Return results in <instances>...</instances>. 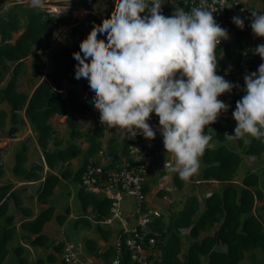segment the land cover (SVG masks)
Returning <instances> with one entry per match:
<instances>
[{"label": "trees", "instance_id": "1", "mask_svg": "<svg viewBox=\"0 0 264 264\" xmlns=\"http://www.w3.org/2000/svg\"><path fill=\"white\" fill-rule=\"evenodd\" d=\"M99 0H77L69 1L68 6L90 10L91 6ZM169 1V0H165ZM117 3L119 0L116 1ZM263 8L257 12L264 11V0H261ZM115 9L106 10V18L111 23L115 15ZM221 21H217L222 26ZM71 25V13L66 11L59 17L49 15L41 8L24 7L17 4L11 7L0 17V83L9 75L7 81L0 86V131L4 130L7 121L8 136L12 137L17 132L16 125L23 124L24 121L20 112L32 127L36 135V143L40 148L44 161L50 169H57L63 164H68L79 155L83 156L81 166L73 171L70 168L59 170V176L47 174L43 183L36 191V201L44 208L33 218V212L23 207L20 197V190H12V184L0 185V264H2L8 254L7 244L13 240L17 232L14 226L15 217L9 213V202L12 201L14 208L18 209L24 216L19 224V238L31 248H51L55 254L48 253L45 260L37 258L36 264H65L59 257L64 242L53 244L51 239L43 234L44 226L53 218L54 208L46 206L48 199L53 195L55 188L61 179L72 181L77 184L80 176L89 161L100 162L99 152L103 151V158L112 163L118 162L126 156V149L130 139L121 137L120 140L111 139L107 146H102V124L94 122L91 131L82 133L79 129L78 116L89 111L99 112L91 109L94 98L88 87L82 85L85 97L80 100L77 89L71 88L62 93V82L67 81L73 86L75 83V59L72 53H79L92 35L93 29H99L100 23L96 19L90 20L79 26H73L64 34L65 45L57 48L50 55L52 71L47 73L33 90L31 95L18 91V80L20 71L24 67L25 60L33 54V47L39 45L53 34L56 27H68ZM83 28H86L84 31ZM23 29V30H22ZM22 32L14 39L13 35ZM247 36L240 31L234 34V40L217 47L218 69L220 75H224L229 81L235 83V71L242 56ZM47 45V42L45 43ZM33 70L41 72L42 56L39 53L33 55ZM235 58L234 67L227 69L224 59ZM254 60V59H253ZM256 60V61H255ZM252 62L251 67L255 70L261 63L258 56ZM242 84L235 88L233 93L230 113L235 108V103L243 95ZM223 95V94H222ZM219 97V99L222 97ZM8 107L1 108L2 105ZM65 124L70 130L71 139L86 137L88 146L82 150L79 145L70 143L64 148L62 141L57 138L56 130L51 124L52 117H64ZM209 127L214 129L212 140L205 149L201 162L204 169L199 181L218 182L222 184L220 192L213 191L204 196L203 202L199 201L194 194H189L184 200L181 209L174 210V205L169 204L166 215L159 211L158 216H153L150 227L153 231L151 236L156 239L154 250L157 255L150 253L149 258L154 264H242L246 256H255L256 251L264 253V214L257 211V204L264 198L263 191L259 188L260 180L255 172H246L241 183H233L234 175L241 163V156L227 148L225 145L212 146L213 140L224 142L225 132L230 130V119L219 116L215 123ZM206 130V129H205ZM238 146L247 157H258L264 152V142L251 139L245 144L242 140H237ZM50 146H53L51 149ZM2 149H0V152ZM26 149L21 148L16 154L13 173L28 182L41 179L42 165L26 168ZM67 166V165H66ZM264 180V170H263ZM3 175L0 166V177ZM194 176L189 180L193 181ZM172 184L177 190H182L187 181L181 180L175 173L172 175ZM218 184V185H219ZM143 190L148 193L149 185H145ZM165 190H159L158 194L163 196ZM77 200L82 208L83 214L75 219V227L79 225L87 229L93 228L96 238L84 240V247L89 254L94 255L101 261V264H112L118 257L120 264H127L129 252L127 248L122 249L121 254L116 253L115 248L109 244L102 247L99 241L109 242L114 231L107 226H100L96 222L104 221L109 217V201L99 195L88 193L83 188L78 187ZM173 205V206H172ZM260 209V210H259ZM258 210H264L262 205ZM91 213V217L87 212ZM70 215V209L66 208L64 214L56 215V221L63 225ZM181 230H188L187 235H182ZM212 233L202 236L204 232ZM187 236L189 245L183 260L179 258L181 254L182 238ZM223 248V249H222ZM27 248L18 243L14 247L13 254L18 258V263L26 264L25 257L22 256ZM153 249V247H152ZM101 251V253H98ZM255 261L254 259H252ZM259 264V263H255ZM261 264V263H260Z\"/></svg>", "mask_w": 264, "mask_h": 264}, {"label": "clouds", "instance_id": "2", "mask_svg": "<svg viewBox=\"0 0 264 264\" xmlns=\"http://www.w3.org/2000/svg\"><path fill=\"white\" fill-rule=\"evenodd\" d=\"M30 4L44 8L46 0ZM163 4L119 0L111 23L93 29L79 53H72L75 83L88 87L94 98L89 107L108 129L147 140L158 131L173 158L168 171L189 181L213 138L214 129L207 126L230 107L219 97L238 85L217 72V46L229 39L228 30L214 19L220 7L199 0L189 10L175 7L166 16ZM248 19L252 34L264 40V11H251ZM231 21L243 30L245 18L234 15ZM250 51L261 63L243 76V95L232 111L235 127L232 134L224 133L229 141L264 142V42ZM151 115L158 118V128L148 122Z\"/></svg>", "mask_w": 264, "mask_h": 264}, {"label": "rangeland", "instance_id": "3", "mask_svg": "<svg viewBox=\"0 0 264 264\" xmlns=\"http://www.w3.org/2000/svg\"><path fill=\"white\" fill-rule=\"evenodd\" d=\"M69 1L70 0H46V6L44 8H41L42 10L47 12L49 15H53L56 17H59L62 13L66 11L70 12L71 13V25L65 28L56 27L53 34L46 40L47 45H45L46 42H43L33 47V54H31L25 60L24 67L20 71L19 80H18V90L19 91H24L27 94L30 93V91L33 88L34 82L39 79L40 74L43 72H46L47 70L48 71L50 70V62H49L50 55L53 53L54 50L65 45L64 34L68 31V29H70L73 26H79L83 24V22L88 21V18L83 19L82 16L84 14L81 13V11L67 5ZM72 1H77V0H72ZM116 1L117 0H99L98 4L96 3L97 4L96 9L91 10V12L94 14H97V13L101 14L105 12L106 9L112 6L115 7L118 4ZM17 4H22L24 7H27V6L32 7L30 4V0H0V17L3 16L11 7ZM52 5L56 6L59 11L52 12L50 9V6ZM248 5L256 9V11L262 10L263 8L261 0H249ZM167 6L168 5L166 4H163L161 6V11L164 15H165ZM103 25L104 24H102V26ZM22 30L19 33H16L13 35L14 39L22 32ZM83 30L85 31L86 28H83ZM233 40H234V35L233 36L229 35V39L227 40V42L228 41L232 42ZM35 53H39L43 58L41 62L42 65L40 67L41 69L40 73L33 70V67H32L33 57H34L33 55ZM234 61H235V58L227 62L226 64L227 70L233 69ZM48 66H49V69H48ZM8 78H9V75H7L5 80L2 83H0V86H2L7 81ZM241 84L243 85V78L240 80L239 85ZM241 89L243 90V86H241ZM2 107L8 110V107L5 104L2 105L1 108ZM54 118L55 117H52L50 120H51V123L54 124L53 127L56 128V132L58 134L57 138L63 142L62 147H65L70 143H75L79 145L81 149L87 148L88 143L86 141L85 136L81 138H77V139L75 138L71 139L69 135L70 130L67 128L64 122L65 116L53 120ZM95 121L101 122L99 115L95 113L94 111H89L86 114L82 115L81 119H79V127H80L79 129L81 130L82 133L89 132L91 131V129H93ZM101 124H102V134H103V137H102L103 146L106 147L109 140L118 139V138L121 139V137L123 136L120 133L116 132L115 129H108L107 126H105L102 122ZM9 126L10 124L7 121L5 129L0 131V149H2V151L0 152V163H2L6 171L5 176L0 178V183L11 182L13 185V189L22 190L21 197L23 200V204L31 207L32 209L39 208L35 200V192L39 187V185H37V182L36 183H26L21 178H18V180H16L13 172L11 171V168H13V165H14L13 156L15 152L21 148L23 141H24V144H26L28 148L27 150L28 153L26 152V156L28 155L29 159L27 161V164L24 163L27 169L30 168L31 165H36V164H39L40 162L42 163L41 155L39 151H37V148L33 146V142L31 138L25 137L28 134L27 128L17 125L18 130L22 132L21 133L22 136L20 134L18 135V138L21 137L24 140L21 139V141H18L17 143L15 142L13 143V141L10 140L11 137H9L7 134ZM234 127L235 125L231 127L229 134L233 133ZM32 132H34L33 129H32ZM220 144L225 145L227 148L237 152L241 156V163L238 166V169L234 175L233 183L235 185H239L246 172H255L258 175L259 180H260L259 188L264 193V180H263V174H262L264 170V152L258 157H247L243 154V152L239 148L237 140L229 141L225 139L224 142H219L217 140H214L212 146H218ZM245 144H248V143H245ZM159 145L163 149L161 160L163 162H167L168 164H170L173 159L171 153L165 152L163 148L162 140L159 142ZM51 147L52 146H50V148ZM81 163H82V157L81 158L78 157L77 159L71 160L67 166H64L66 164H63L62 167L70 168L73 171H76L81 166ZM160 167H161V171H160V168H157V167L152 168L151 177L149 180V181L152 180L151 190L146 196V200L148 204L147 207L148 209L152 211L155 209H158L159 211L160 209L162 210L161 214L164 213L166 215L167 213L166 209L168 208L169 202L171 201L172 203L175 202V207H173L174 210H178L182 208L184 200L187 198L189 194L196 195L203 202L204 196H206L208 192H213V191L220 192L221 191L222 184H219V185L216 183L195 184L194 181L196 180L188 181L182 190H177L173 187L172 183L170 182V178L172 177L174 173H170L168 171V168L165 169L162 166ZM162 169L164 170V172H162L163 171ZM203 169H204V164L201 162L200 169L198 173L194 175V179L196 178L198 179L199 177H201ZM52 171L54 172V174L59 175L58 168ZM165 173H166V176L164 175ZM164 176L167 177L166 181H169V182H166L161 179L158 183L157 179H159L160 177H164ZM159 185L171 190L167 192L166 198H164L165 202L161 200L158 195H156L157 194L156 191L158 190ZM77 191H78V184L70 180L61 181L58 184V186L54 190L53 195L48 199L47 204H46V206H52L54 208V216L44 226L43 234L47 235L49 239H51L54 245H56L59 242H70V243L82 245L83 249L86 251L84 244H83L84 240L90 239V238H96L97 235L93 228L87 229L85 227H81L80 225L78 227H75V219L78 216L83 214L82 208L77 200ZM10 203H11L10 211H15L13 210L12 202ZM153 205H155L156 207H154ZM262 205H264V198L261 202L257 204V211L263 215L264 210L259 211L260 210L259 208ZM66 208L70 209V215L68 216L67 220L64 222L63 225H59L55 217L58 214H64V211L66 210ZM120 213H121V218L130 219V223H128L127 227L131 229L133 225L135 224L134 218L133 216H131V214H134L133 199L131 198L124 199V201L121 203ZM86 214L89 215V217H91L90 216L91 213L89 211ZM1 224H2V221L0 220V231H1ZM114 227L116 230L122 229V226L119 222H115ZM180 233L182 235H187L188 230H181ZM209 233H212V230L209 231L208 233L204 232L202 236L209 234ZM188 245H189V239H187V236H185L182 238V243H181V254L179 256L181 260H183L184 256L186 255ZM14 246H15V241L7 244L8 255L2 264H20L18 263V258L13 254ZM48 253L55 254V251L51 248H30V249L27 248L22 254V256L25 257V260L27 262L26 264H36L35 260L37 258L40 257L45 260ZM57 257H59V255H57ZM252 259H254L255 261H253ZM205 263H206V259H203V264ZM255 263L264 264V253L260 251H256L255 256H253L252 258L249 256H246L245 259L242 261V264H255ZM45 264H48V263L46 262ZM55 264H58V263H55Z\"/></svg>", "mask_w": 264, "mask_h": 264}, {"label": "built area", "instance_id": "4", "mask_svg": "<svg viewBox=\"0 0 264 264\" xmlns=\"http://www.w3.org/2000/svg\"><path fill=\"white\" fill-rule=\"evenodd\" d=\"M248 1L219 0V2H215V0H208V5L215 3L216 7H220L214 13V19L216 22L223 20L222 27L228 30L229 35L233 36L235 33L243 31L247 36L238 68L235 71V83L237 85L246 72L255 71L251 65L258 55H253L250 49L264 42L261 38L255 37L249 27L248 18L251 17V11H256V9L249 6ZM166 2L165 4L168 5L165 11L166 16L171 15L175 7H183L185 10H189L199 4V0H169ZM234 15L245 18L243 30L238 29L232 23L231 17ZM224 45V41H221L218 46ZM148 122L154 129L158 128V118L155 115H151ZM161 140L162 137L158 131L152 140H147L138 134L134 139L129 140L126 156L114 163L104 159L101 150L99 152L100 162L89 161L80 176L78 187L83 188L88 193L99 195L110 203L109 217L104 221H95L94 223L109 227L114 231V236L109 242L99 241L98 244L102 247L111 244L118 256L122 249L127 248L129 252L127 264H154L153 259L149 258V254L152 253L154 256L158 254L154 250L156 239L151 236L153 231L150 223L153 216L159 215V211L148 209L146 200L148 193H145L143 188L149 183L153 167L162 166L166 169L169 166L167 162L161 160L163 154V149L159 145ZM160 180H157L158 183ZM159 190L170 191L161 185H159L156 193ZM125 198H131L134 201V214L131 216H133L135 224L131 229L127 227L130 219L121 218L120 213L121 203ZM115 222L121 224V230L115 229ZM59 259L65 264H101V261L85 251L82 245L70 242H64ZM112 264H120L119 258L116 257Z\"/></svg>", "mask_w": 264, "mask_h": 264}, {"label": "crops", "instance_id": "5", "mask_svg": "<svg viewBox=\"0 0 264 264\" xmlns=\"http://www.w3.org/2000/svg\"><path fill=\"white\" fill-rule=\"evenodd\" d=\"M70 1H72V0H70ZM166 2H165V0H164V4H165ZM98 4V3H97ZM97 4H94V5H92L91 6V9H90V11L89 10H85V9H83V8H77V7H72V8H76V9H78L79 11H81V13H83L84 15L82 16L83 17V19L85 18H88V21H90V20H94V19H96L97 21H99V23H100V26H99V29H101L102 28V24H106V23H109L110 24V22L107 20V18H106V10H105V12H103V13H97V14H94V13H92L91 12V10H93V9H96V5ZM115 9L116 10V6L114 7V6H112V7H110V8H108V9ZM89 13H90V15H89ZM88 14V15H87ZM91 16V17H90ZM94 16V17H93ZM88 21H85L86 23L88 22ZM85 22H83V23H85ZM230 41H224V44H227V43H229ZM233 59V58H232ZM225 60V62H226V64H227V62L228 61H230V60H226V59H224ZM49 62H50V60H49ZM48 69H49V66H48ZM52 71V63L50 62V70L48 71H46V72H43V73H41L40 74V77H39V79L38 80H36L35 82H34V84H33V88H32V90L30 91V93H26V92H24V91H19V92H23V93H26L27 95H31V93L33 92V90L35 89V87L43 80V79H46V75H47V73H50ZM62 87H63V91H62V93L64 94L67 90H69V89H71V88H75V89H77V91H78V93H79V98L81 99V100H83L84 99V97H85V94H84V91H83V88H82V85H80V86H73V85H71L69 82H67V81H63L62 82ZM80 87V88H79ZM79 88V89H78ZM236 91V89H233L232 90V92L231 93H226V94H223L222 95V97L220 98V99H222V100H224L225 101V103H227L228 105H230L231 106V100H232V96H233V93ZM3 108V107H2ZM4 109V108H3ZM229 109H230V107H229ZM229 109H228V111H227V113H223V114H221L220 116H223V117H227V118H229L230 119V129H231V127H233L234 125H235V121H234V119L232 118V114L230 113V111H229ZM8 111V110H7ZM96 113V112H95ZM86 114V113H85ZM20 115H21V117H22V119H23V121H24V123L23 124H18L19 126H21V127H24V128H27L28 129V134L25 136L26 138L27 137H30L31 138V140H32V142H33V146L35 147V148H37V151H39V153H40V155H41V161H42V163L40 162L39 164H36V165H42V167L43 168H45V169H43L42 170V173H41V179L40 180H38V181H32V182H28V181H25V179H23V178H21V177H18V176H16L14 173V176H15V178H16V180H18V178H21V179H23V181L24 182H26V183H36L37 182V185H41L42 183H43V181H44V177L49 173V174H54V172L52 171V170H55V169H50L47 165H46V163H45V161H44V157H43V154H42V152H41V150H40V148L38 147V145H37V143H36V135H35V133L34 132H32V127L30 126V124H29V122L27 121V119L25 118V116H24V112L22 111V112H20ZM84 115V114H83ZM81 116L82 115H80V116H78V117H80V118H78V121H79V119H81ZM58 118H60V117H55L53 120H55V119H58ZM65 120V119H64ZM65 122V121H64ZM52 125H54L53 123H51ZM210 126V125H209ZM209 126H207V127H209ZM16 128H17V132L14 134V136H12L11 138H10V140L11 141H13V143L15 142V143H17L18 141H21V137H19L18 138V135H20L22 132H20L19 130H18V127H17V125H16ZM55 130H56V128H54ZM206 130H207V128H206ZM230 131V130H229ZM229 131L227 132V133H229ZM32 133H33V135H32ZM211 134H213V133H211ZM58 134H57V132H56V136H57ZM103 135V134H102ZM21 136H22V134H21ZM103 137V136H102ZM17 138V139H16ZM75 139H77V138H75ZM22 140H24V139H22ZM116 140H120L119 138L118 139H116ZM214 141V140H213ZM62 145H63V143H62ZM212 145H213V142H212ZM103 146V145H102ZM13 147V146H12ZM23 147H25V149H26V152H27V150H28V148H27V145L26 144H24V141H23V144H22V146H21V148H23ZM105 146H103V148H104ZM21 148L19 149V150H17L16 152H15V154H14V156H13V158H14V165H15V159H16V154L18 153V151H20L21 150ZM53 148V146L51 147V149ZM60 148H64V147H60ZM81 148V147H80ZM82 150H84V149H82ZM28 153V152H27ZM29 156L27 155L26 156V164H27V161H28V158ZM78 157H82V159H83V156L82 155H79ZM78 157H76L75 159H77ZM43 159V160H42ZM69 164V163H68ZM68 164H66V165H68ZM14 165H13V167H14ZM44 165V166H43ZM66 165H64V166H66ZM0 166L2 167V170H3V175L1 176V177H4L5 176V168L3 167V165H2V163H0ZM25 166V165H24ZM35 165H31V167H34ZM63 166V165H62ZM57 168L59 169V170H63V168L64 167H61V165L60 166H57ZM160 168V171H161V167H159ZM163 170V169H162ZM11 171L13 172V168H11ZM162 172H164V170L162 171ZM56 175V174H55ZM165 176H166V173L164 174ZM59 176V175H58ZM160 177L159 179H162V180H164V181H166V178L167 177ZM0 177V178H1ZM172 177L170 178V182L172 183ZM199 179V178H198ZM197 178L196 179H193V181L194 180H196V181H194V183L195 184H199V183H202V184H209V183H216V184H219L218 182H202V181H197L198 180ZM158 180V179H157ZM61 181H65V180H62L61 179ZM60 181V182H61ZM152 181V180H151ZM151 181H149V183H148V185L150 186V190H151V185H152V182ZM166 182H169V181H166ZM188 182V181H187ZM186 182V183H187ZM8 183H10V184H12L11 182H7V183H0V185H3V184H8ZM173 185V184H172ZM174 187V186H173ZM39 188V187H38ZM175 188V187H174ZM173 188V189H174ZM176 189V188H175ZM12 190H16V189H13V185H12ZM18 190V189H17ZM150 190H149V192H150ZM21 191L22 190H20V197H21ZM37 191V190H36ZM171 191V190H170ZM148 192V193H149ZM157 192V191H156ZM167 192L168 191H166L164 194H163V196H160L158 193L156 194V195H158L159 197H160V199L161 200H163L164 201V198H166V195H167ZM210 192H208V194H209ZM199 199V198H198ZM21 200H22V197H21ZM35 200H36V192H35ZM199 201H201L200 199H199ZM10 202H12V201H10ZM9 202V213L10 214H12V215H14V217H15V223H14V226H15V229H16V232H17V234H16V236L13 238V240L12 241H10V242H13V241H15V246L14 247H17V245H18V242H19V244H21V245H23V246H25L26 248H28V249H30L31 247L30 246H28V245H26L20 238H19V236H20V228H19V224H20V222L22 221V220H24V216L22 215V213L18 210V209H16V208H14V204H13V202H12V206H13V210H15V211H10L11 209H10V206H11V203ZM37 202V201H36ZM165 202V201H164ZM169 204H173L174 205V207H175V202H173L172 203V201L171 202H169ZM22 205H23V207H26V208H29L32 212H33V218L44 208V206H41V205H39L38 203H37V205L39 206V208H34V209H32L31 207H29V206H26L25 204H23V200H22ZM172 205V206H173ZM154 207H156L155 205H153ZM166 206V205H165ZM162 209V208H161ZM155 210H158V209H155ZM159 211H160V209H159ZM9 242V243H10ZM14 249V248H13ZM24 253V252H23ZM8 255V254H7ZM7 257V256H6Z\"/></svg>", "mask_w": 264, "mask_h": 264}, {"label": "bare ground", "instance_id": "6", "mask_svg": "<svg viewBox=\"0 0 264 264\" xmlns=\"http://www.w3.org/2000/svg\"><path fill=\"white\" fill-rule=\"evenodd\" d=\"M50 9L52 12H58L59 11L58 8L54 5L50 6Z\"/></svg>", "mask_w": 264, "mask_h": 264}]
</instances>
